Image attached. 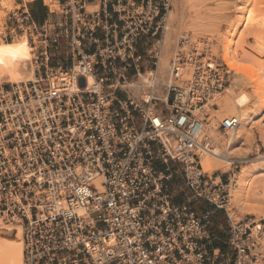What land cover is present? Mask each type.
<instances>
[{
	"label": "built area",
	"instance_id": "obj_1",
	"mask_svg": "<svg viewBox=\"0 0 264 264\" xmlns=\"http://www.w3.org/2000/svg\"><path fill=\"white\" fill-rule=\"evenodd\" d=\"M58 2L61 19L41 26L25 7L9 14L11 33L26 28L47 44L63 34L78 56L71 68L50 67L45 47L33 80L0 84V220L21 227L24 264H219L221 250L208 249L209 214L176 203L169 181L179 163L192 195L228 213L229 184L202 166L203 157L220 155L204 124L207 110H218L227 66L181 35L175 83L166 109L158 108L152 93L132 94L127 75L141 59L137 40L164 28L156 19L170 0H103L94 12L84 0ZM239 123L227 116L218 128L228 137ZM227 215L233 264H264V223Z\"/></svg>",
	"mask_w": 264,
	"mask_h": 264
},
{
	"label": "bare ground",
	"instance_id": "obj_2",
	"mask_svg": "<svg viewBox=\"0 0 264 264\" xmlns=\"http://www.w3.org/2000/svg\"><path fill=\"white\" fill-rule=\"evenodd\" d=\"M8 3L14 0H5ZM31 1V0H28ZM47 3H54V0H45ZM177 1V0H175ZM236 1V0H235ZM234 1V2H235ZM239 1V0H238ZM241 1V0H240ZM244 1V0H243ZM246 1V6H240L238 3L236 9L240 19H235L228 26L225 32L221 33L222 21L219 17H212L210 20L208 14L201 11L197 7L196 0H181L182 7L185 9L183 15L180 17V23L177 30L175 28L170 32L169 45L162 51V59L159 63L157 70H148L147 73H141L134 80L127 81V87L132 94L137 97L145 89L151 90L145 93L146 97L149 93L153 94L156 98L159 97L163 86L165 84H173L175 82V75L173 74V64L170 61L172 53H175L177 49V42L179 41V34L188 35L190 41L195 43L199 48L207 50L208 55L211 56V48L219 50V55L223 57V62L227 65L229 73H232L230 84L225 87L223 92L216 95V102L218 104V110L212 111L208 122L204 124V131L209 137L215 138L216 141L222 142L228 140L230 143H240L244 138L248 142H252L254 139V127L251 125L252 120L258 117L264 111V62L259 60L250 59L247 56H243L240 52L245 48V45H239L238 48L234 47V38L239 33L241 27L250 26L254 29L264 31V19H258V15L253 9H249V0ZM242 2V1H241ZM5 3V2H4ZM3 3V4H4ZM7 3V4H8ZM176 5V4H175ZM7 7V6H6ZM248 9H247V8ZM3 6L0 7V18L4 15ZM247 9V10H244ZM92 10V9H91ZM208 15V16H207ZM173 16V14H172ZM178 16V15H177ZM226 18V17H225ZM170 19V17H169ZM209 19V20H208ZM221 19V18H220ZM168 20V19H167ZM175 20V19H174ZM224 20V19H223ZM172 21V20H171ZM227 21V19H226ZM232 21V20H231ZM175 22V21H174ZM169 23V22H168ZM177 23V22H176ZM1 24V23H0ZM1 27V26H0ZM171 27V26H170ZM170 29V28H169ZM247 29V28H246ZM251 30V29H250ZM5 32V31H4ZM178 36V37H177ZM256 40V50L261 54L264 52V39L259 36V33L253 35ZM201 42V43H199ZM211 43H215L216 48L211 46ZM236 43V42H235ZM33 48L30 45L29 38L27 36H21L11 41H0V84H19L27 82L35 78V71L32 66L33 59ZM214 50V51H215ZM215 51V52H218ZM216 56V53H213ZM174 58V57H173ZM246 61L253 65L248 66ZM173 62V61H172ZM241 66H248L247 69L254 71L253 75H249L250 82L248 84L244 82L243 76H239L240 73H244L246 69ZM244 70V71H243ZM248 72V71H247ZM246 72V73H247ZM249 73V72H248ZM245 74V73H244ZM190 77V70L184 75V79ZM249 79V78H248ZM88 84L94 81V76L88 77ZM171 81V82H170ZM170 82V83H169ZM249 84H251L249 86ZM252 88V92L246 93L248 88ZM243 90L245 93L238 95V91ZM157 92V93H156ZM143 97V98H144ZM167 98V95L165 96ZM141 98V97H139ZM213 102L210 101L209 106ZM256 110H252L253 106ZM207 105V106H208ZM237 116L239 118V126L234 133H229V136L221 135L219 130V116ZM213 134H212V132ZM212 134V136L210 135ZM215 136V137H214ZM214 139V141H215ZM246 140V141H247ZM215 141V142H216ZM224 143V142H223ZM218 145V143L216 142ZM225 144V143H224ZM223 144V145H224ZM249 144V143H248ZM220 146V145H218ZM230 148L229 146H227ZM239 149V148H238ZM230 150V149H229ZM230 154V151H228ZM222 150L218 157L205 156L202 159L203 172H214L220 169L228 168L231 164L232 158L229 154ZM232 153V152H231ZM244 154V153H243ZM231 155V154H230ZM241 155V153H240ZM239 155V156H240ZM245 155V154H244ZM228 166V167H227ZM252 164H246L243 166L237 175L232 177L231 185V206L238 209L239 211H245L246 214L256 215L257 212L250 211L248 206L249 196L247 195L248 188V177L251 172ZM230 168V167H229ZM227 170V169H225ZM257 195L262 194L264 196V188L256 189ZM245 212H243L245 214ZM239 213V212H238ZM236 215V214H235ZM241 215L243 216L242 212ZM262 219L264 215L262 214ZM4 230V231H2ZM12 231L15 232L14 237L3 236L2 233L10 234ZM264 246V236L262 238ZM0 264H24L23 254V242H22V229L18 225L8 226L2 223L0 220Z\"/></svg>",
	"mask_w": 264,
	"mask_h": 264
},
{
	"label": "rangeland",
	"instance_id": "obj_3",
	"mask_svg": "<svg viewBox=\"0 0 264 264\" xmlns=\"http://www.w3.org/2000/svg\"><path fill=\"white\" fill-rule=\"evenodd\" d=\"M41 1L46 3L45 0H41ZM180 1L181 0H177V1L170 0V4H171L170 7L167 10H165L159 14L156 21L160 22L164 26L163 29L160 28L155 35H152L151 33L143 34L137 40L136 45H135V49H136L137 55L141 56V59L138 62V67L140 68L141 73H147L148 70H152V69L157 70L156 66L153 64L152 55H153L154 51L158 50V52H159V54H158L159 55L158 66H159V63L161 62V59H162L161 58L162 54H163L162 51L164 52L165 49L169 45L170 32L174 28H175V30H177L176 27H178V25L180 23V21H179L180 17H181V15H183V11L185 10L182 7V2L179 3ZM234 1L235 0H196V2L198 3L197 7L199 6L198 8L201 11L203 10V12L210 15V16L207 15L208 18L210 17L209 18L210 20L214 16H215L214 18L219 17L218 19L220 21H222V26L220 28L221 33L222 32L224 33L225 30L228 29V26L231 24V22H233L235 19L241 18L237 14L238 13L237 9H236L237 5L239 4L240 6H246V4H247L245 0L244 1L241 0L242 2L240 0L239 1L236 0L235 2ZM21 2H22V0H14L13 2H10V3H8L5 0H0V7L2 5L3 6L2 9L5 12L4 15L0 18V23H1L0 24V26H1L0 27V41L1 40L11 41V40H14L15 38H20L21 36H24V35L27 36L29 38V42H30L31 47L33 48L32 53H33L34 57L32 59V66H33L34 71L36 73L38 68H39L40 63L42 62L41 61L42 56L40 55L41 52L43 51V49L45 47H48V49H49V47L53 43L47 44V42H43L40 34L38 35L36 32H34V33L30 32L29 30H26V28H24V30L23 29L22 30L16 29L14 31V33H11V26H12V23L14 22V20L9 19V14L11 12L16 11V9L22 8V5L19 4ZM23 2L29 3L30 1L23 0ZM248 3H250V5H249L250 7H248V8L253 9L255 11V13L258 15V19H264V0H249ZM47 5L50 6L52 10H56L57 12H60L58 0H54V3H49ZM247 9H244V10H247ZM87 10L93 11L95 9L92 8L91 6H87ZM172 14H173V16H172ZM161 16L163 17V19ZM16 17L20 18L19 14H16ZM169 17H170V19H169ZM226 19H227V21H226ZM175 25H176V27H175ZM239 30H240L239 33L234 38V41L236 42V43L234 42V47L238 48L237 46H239L240 44L241 45L244 44L245 48L240 52L242 55L244 54L243 56H247L250 59L253 58L254 60L256 59V60L264 62V52L260 54L256 50V47H255L256 45H254V44H256V40H255V37H253L254 33L255 34L259 33V36L263 37V39H264V31L257 30V29L250 27V26H245V25L243 27H241ZM182 33H184V32H181V34ZM181 34H179V38L181 37ZM199 43H201V42H199ZM210 45L211 46L213 45V48H216L215 43H211ZM214 50L211 48V51H213L211 53V56L215 59L224 61L223 57L221 55H219V50L217 48L215 51L218 50V52H215ZM213 53H216V56ZM174 55H175V53H172V58L170 61L171 65H172V61L174 59L173 58ZM208 56H210V55H208ZM248 62L246 61V63H248ZM247 65L251 66L253 64L249 62ZM48 66L51 67V60H49ZM244 73L243 72H242V74L240 73L239 76L240 77L243 76V80H244V82L246 81L247 84H248V82L251 83L249 75L251 76L255 72L252 70L250 71L249 69H246L244 71ZM127 78H128V81H131V80L136 79L137 76L127 75ZM231 78H232V73L230 72L229 73V82L227 85L230 84ZM173 83H175V82H173ZM2 84H7V83H2ZM251 84H249V86ZM169 85L165 84V86H163V88H162L161 93L157 94V96H159V97H157L158 108L166 109L164 101L166 100L165 96L168 95L167 86H169ZM150 91L151 90L145 89V91H143L144 94L141 93V95L137 96L136 98L138 100H140L145 96V93H148ZM250 91L252 92L251 87L248 88L246 93H249ZM242 93H245V91L240 90V91H238L237 94L240 95ZM117 95L118 96H124L125 93L123 90L118 89ZM171 95H172V91H171L170 97H171ZM139 97H141V98H139ZM257 106L258 105L253 106L252 110H256ZM254 107H256V108H254ZM207 111L210 112L211 115L213 114L211 110H207ZM224 117H227V116H224V115L219 116V121L221 119H223ZM251 125L254 127V132H253L254 139L252 142H248V140L246 138H244L240 143L232 144L226 139L223 140L222 142H218L214 138L215 141L218 143V145H220L219 146V148H221L220 152H222V150H224L226 152L225 154H229L228 151H230L231 155L229 154L228 156L232 158L231 161L237 160L238 162H235L234 164L228 165L230 168L227 166L228 168H225L227 170L220 169V170H217L214 172H206V173L212 180L215 181V183H220V184L222 183L223 185H227V184H231L230 182H232L231 181L232 177L237 175V173L240 170H242L244 165L252 164L251 172H250L249 177H248L247 195L249 196V200H248L249 203H248L247 207L249 208L250 211L252 210V211L257 212L256 215H249V214H246V212L244 210L239 211L238 209L233 208V206H231L232 197H230V199H229L228 213H226V211L223 209H218L216 207V205H214L213 203H211L205 199H202L199 197H194L192 195L191 191H189V189H187V187H186L185 174L180 169L181 165L179 163H172L171 164V166H173L174 169L177 170V172L173 173V176L171 177V179L169 181V187H170L171 195L173 196L174 201L176 203L189 202L192 211H194L195 214L200 216V217L203 216L206 211H208V210L211 211V210L216 209V212L214 214H210L209 218H208L209 233L215 239V241L217 243V244H215V245H217L216 247H219L226 255L228 254L229 258L232 257V254H234V252L229 247V244H228V239L230 236V222H229V218H228L227 214H229L234 221L247 220L251 217L252 219H255L256 222L261 221L262 223H264V219H262V216H261L262 214L264 215V196L262 194L257 195V193H255V192H257L256 189L264 188V111L258 117H255L252 120ZM211 132H212V130H211ZM212 134H213V132H212ZM212 134L210 133L211 136H212ZM221 135H223V134L221 133ZM227 146H229L230 148H228ZM240 153H241V155H240ZM159 167H161V165ZM160 169H162V168H160ZM228 188L230 189L231 185L228 186ZM230 194H231V192H230ZM241 212H242L243 216L241 215ZM243 212H245V214ZM2 231H4V230H2ZM15 232L16 231H12L10 234H6V233H2V234H3V236L11 238V237L15 236L14 235Z\"/></svg>",
	"mask_w": 264,
	"mask_h": 264
},
{
	"label": "crops",
	"instance_id": "obj_4",
	"mask_svg": "<svg viewBox=\"0 0 264 264\" xmlns=\"http://www.w3.org/2000/svg\"><path fill=\"white\" fill-rule=\"evenodd\" d=\"M125 2L129 1L130 3H145L147 0H123ZM47 3V2H46ZM45 2H42L41 0H31L29 3H24L23 0L20 5L22 7H25V9L28 10L29 16L31 20L36 24V25H43L45 20H53V21H58L61 19V14L58 12H51L48 5L49 3L46 4ZM86 9L87 6H91L95 10L89 11V12H94V11H100L103 8V0H84ZM111 10V8L109 7ZM24 10V8L22 9ZM19 14L20 12L17 11ZM56 33V32H55ZM82 46L84 48V51L87 53H92L94 51L93 47L89 46L87 42H83ZM49 60H51V67H58V66H63L66 68H71L76 65L78 56L74 54L73 49L70 45L69 39L65 37V35L62 34L61 38L59 39L57 44H52L50 46V51H49ZM42 59V58H41ZM49 63V61H48ZM120 63V62H119ZM141 74L140 68L137 67H131L128 69V75H133L137 76ZM144 74V73H143ZM109 85L106 84V88L108 90ZM216 212V209L211 210V211H206L205 214H214ZM204 214V215H205ZM211 240L208 242L209 243V250H214V249H219V247H216L217 244L213 236H211ZM222 257L219 260V264H233L234 262V254H232V257L229 258L228 254L226 255L222 250ZM209 264V263H205Z\"/></svg>",
	"mask_w": 264,
	"mask_h": 264
},
{
	"label": "snow or ice",
	"instance_id": "obj_5",
	"mask_svg": "<svg viewBox=\"0 0 264 264\" xmlns=\"http://www.w3.org/2000/svg\"><path fill=\"white\" fill-rule=\"evenodd\" d=\"M241 68H243V69H247V68H248V66H241Z\"/></svg>",
	"mask_w": 264,
	"mask_h": 264
}]
</instances>
